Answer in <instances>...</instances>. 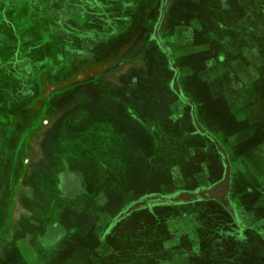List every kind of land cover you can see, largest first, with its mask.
Returning a JSON list of instances; mask_svg holds the SVG:
<instances>
[{"label": "crops", "instance_id": "0c3cea01", "mask_svg": "<svg viewBox=\"0 0 264 264\" xmlns=\"http://www.w3.org/2000/svg\"><path fill=\"white\" fill-rule=\"evenodd\" d=\"M13 1L0 0V264H264V0H186L194 14L170 40L160 36L164 11L125 24L115 8L106 23L69 0L68 16L53 20L55 39L63 24L75 36L69 57L54 38L26 32ZM184 29L192 39L180 38ZM200 35L223 50L197 75L216 82L207 113L179 84L190 68L174 60ZM158 54L170 74L168 112L137 98L157 93L144 85ZM206 115L219 132L201 123ZM65 122L75 129L68 140ZM143 169H165L175 188L142 195L134 178ZM189 175L192 189L180 179Z\"/></svg>", "mask_w": 264, "mask_h": 264}, {"label": "rangeland", "instance_id": "374dc122", "mask_svg": "<svg viewBox=\"0 0 264 264\" xmlns=\"http://www.w3.org/2000/svg\"><path fill=\"white\" fill-rule=\"evenodd\" d=\"M85 1L89 3V6L85 5ZM185 1L186 0H178L175 2H173L172 0H122V2L119 1L118 4L117 3L115 4V3H113V0H110V1L109 0H84V2L83 1L80 2L81 5L79 4V6H83L82 10L85 9V11H87V10L96 11V14H100V13L103 14V16L105 17L104 20L106 23L109 22V20L106 19L107 14L110 13L112 10L114 11L115 8L120 9L121 11H124L123 12L124 18L127 19L124 21L125 24L130 22L131 19H133V21H134L135 18L137 19L136 23H139L141 13H144V11L146 9L151 10V14H150L149 18H151L152 20L157 19V21L161 18L162 11H164L165 17L166 16L168 17L169 26L166 27L167 23L165 22V27L160 28V36L163 38V40H167V39L170 40V39H172V36L174 33L172 30L173 26L184 25V22L186 20H188L191 15L194 14V11L191 8V6H188L185 3ZM13 2H15V5L20 10H22V12L25 14L23 22L25 20H27V21H25L26 22L25 23V30H27L26 32H28V30H31V32H33L32 30L37 29L38 30L37 36L39 35V39H42V37H43L46 39L47 42L52 41V39L54 38L53 37L54 14L56 13V14H63L65 16H68V14L71 10L70 8L72 6L75 7V5H76V3L70 4L71 2L69 0L64 1L62 3L61 7H60V5L54 4L55 0H23V1H21V0L17 1L16 0ZM73 2H76V0ZM90 2H91V4H90ZM124 3H127V5ZM19 5H23L24 9L21 8V6L19 7ZM112 5L114 8L112 7ZM121 5H123V6L121 7ZM79 6L77 4V7H79ZM25 7H27V8L25 9ZM24 10H25V12H24ZM137 12H138V14H137ZM136 15H137V17H136ZM121 16H122V14H121ZM118 25L120 27L123 26L122 22H120V24H118ZM96 26L94 27V26H91L89 24V27L87 26L86 28L91 32L92 30L96 29ZM109 26H113V23H110ZM137 26L141 27L140 24H137ZM127 27H128V25H127ZM132 32H133V30H132ZM132 32L126 33V34L123 33L121 35V36H123L121 38V40H127L132 35ZM183 32H184L183 37L180 36V38H191L192 39V29L191 30L190 29H187V30L184 29ZM79 35L81 36V40L90 39V38H88V33H79L78 36ZM55 36H56V39L55 38L54 39L57 40V42H59V44H60V45L58 44V47L61 45L64 46V49H62V51H61L62 56L69 57L70 52H71L70 51L71 44L73 42H75V36H74V38L71 37L69 26H66L65 24H63L61 32H56ZM35 38H36V34H35ZM191 39H189V41H185L183 43V45H182L183 46V48H182L183 52L181 54H179V50L178 51L174 50L175 63L176 64L178 63L180 65V67H185V69L190 68L191 70L189 69V72H192V75H190L186 79H184L183 77H180L179 84H180V86H182L181 88L183 89V92L187 96H190V98L192 100H194L195 102H199L202 109L204 108V110H206V113H207L209 111L208 110L209 103L207 102V100L212 99V97L209 96L212 93L209 94L206 91L210 90L211 89L210 87H217L214 84L216 82H214V81L213 82H208V81L203 82L200 78H198L197 75L201 71V68H203L204 64L208 61V59L210 60V57L219 58V56H221L223 54V50H222L220 45H215V41L213 39H211L210 37H204L203 35H200V36H198V39H196V41L194 43H190ZM79 40H80V38H79ZM61 42H63V44H61ZM204 45H210L211 46L210 52H204V51L198 50V47H202ZM32 54L35 56L34 53H32ZM45 54L47 56L51 55L49 53V51L45 52ZM14 55H15V57L21 56L20 52H18V51H15ZM127 55L125 57H127ZM129 57L132 58V56H129ZM156 60H158V61H157V63L154 62L155 71H153L151 74L147 75V78H146L147 81H146L144 86H148L146 89L153 88L154 90L157 91V93H140V94H142V97H137V98L141 99V101H143L147 105H152L158 111L168 112L169 107H170L169 106V98H171V97L169 96V93L167 92V86L170 83V78H169L170 74L168 75V73H167L166 64H165L166 61L163 60L161 55L158 54V56H155L154 61H156ZM79 63L87 65L85 60H81V61H79ZM67 68H68V66H67ZM77 68H79V67H77ZM175 69H176V67H175ZM168 71H169V69H168ZM61 73H62V77L66 78V77H68L70 71L68 70L66 72H61ZM152 76H154L156 78H154V80H153L154 85L150 86V84L152 82H150L149 79ZM149 87H151V88H149ZM213 91L217 92V90H215V88L213 89ZM201 123H203V124L206 123L208 125L209 129L212 130L213 132H219V130H220V128L216 125V123L212 119L208 118L207 115L202 118ZM80 124H82V123L80 122ZM64 125H66V131H65L66 136H64L63 139L68 140L73 136L72 132L75 131V129L71 128V126L69 125V122H65ZM64 125L62 124L61 127ZM90 125L93 126V124H90ZM183 125L187 126L188 123L184 121ZM102 126H105V124L99 125V127H102ZM159 131L163 132V130H160V129H159ZM259 141L260 140L257 139L256 143H258ZM126 150L133 152V147H131L130 149H128V147H126ZM175 152H177V158L180 159V152L176 151V150H175ZM198 152L200 154H203L200 151H198ZM170 153H171V151L169 150V155H171ZM193 158L195 159L196 156H193L191 158L190 163H192V164H193V162H192ZM201 158H202V155H201ZM209 159L212 163L216 164V159L214 156L209 157ZM159 163L161 165H163V161H160ZM176 163H177L176 165L180 166L181 165V159L179 160V162H176ZM160 167H163V166H160ZM163 170H164L163 173H161L162 172V170H161L159 172L154 171L152 174L151 173L145 174L144 169H143V174H145V175L142 174V175L134 178L136 180H140V185H142V188H141V190H139V192L142 195L168 193L172 190V188H175L172 184L171 179L169 180V178L166 179L164 177L165 169H163ZM242 175L243 174L241 173V174H238V176L236 178L234 177V185L235 186L236 185H237V187L241 186L242 182L246 180L245 178L247 176L245 177L243 175L244 176L243 177ZM155 178L157 179V181L155 183L153 181H149V180H154ZM210 178H211V176L208 177V175H206L205 180L207 181ZM180 179L183 182L185 181V183L187 182L186 183V184H188L186 186L187 189H190V188L192 189L195 185L194 180L191 178L190 175L186 176V177L183 176L184 180L182 178H180ZM195 180H196V178H195ZM48 183H50V182H48ZM174 185H178V184L175 183ZM183 186H184V184H181L180 187H183ZM10 261L13 262L14 264L19 263L15 257H12V259ZM54 263L55 262L53 260L49 264H54ZM62 264H63V262H62Z\"/></svg>", "mask_w": 264, "mask_h": 264}, {"label": "water", "instance_id": "95a60500", "mask_svg": "<svg viewBox=\"0 0 264 264\" xmlns=\"http://www.w3.org/2000/svg\"><path fill=\"white\" fill-rule=\"evenodd\" d=\"M181 197H182L183 199L189 200V199H191V198L193 197V195L183 194Z\"/></svg>", "mask_w": 264, "mask_h": 264}]
</instances>
